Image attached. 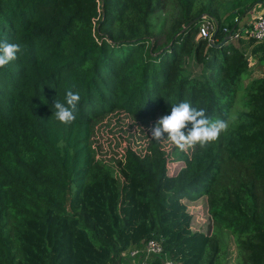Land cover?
<instances>
[{"label": "trees", "instance_id": "1", "mask_svg": "<svg viewBox=\"0 0 264 264\" xmlns=\"http://www.w3.org/2000/svg\"><path fill=\"white\" fill-rule=\"evenodd\" d=\"M172 1L157 44L165 0H0V39L22 45L0 68V264H264V43L230 37L248 7L220 19L214 0ZM68 90L81 101L65 126L52 106ZM184 101L228 130L190 156L125 149L119 183L93 159L94 119ZM150 239L159 255H123Z\"/></svg>", "mask_w": 264, "mask_h": 264}, {"label": "rangeland", "instance_id": "2", "mask_svg": "<svg viewBox=\"0 0 264 264\" xmlns=\"http://www.w3.org/2000/svg\"><path fill=\"white\" fill-rule=\"evenodd\" d=\"M258 5L257 3L252 4L251 0H214L213 8L216 17L223 19L230 12L241 8L245 9V7L250 9L244 12L246 14L250 13ZM175 12V3L172 0H165L164 7L152 17L155 25L153 40L157 44L164 42L161 30L167 27ZM248 61L250 67L254 68L255 60L251 57ZM255 72L256 76H260L263 74V68H257ZM241 78H243L241 82V86H243L246 81L244 76ZM164 115L163 112L157 110L146 117L140 118L121 110H114L94 119L90 124L89 136V148L93 159L111 172L119 183L120 176L117 170V163L122 159L124 150L131 149L136 154L143 155L147 151V145L151 139L148 132L149 126L153 125ZM159 145L163 154L168 155L170 159L173 158V151L177 148L171 142L165 139L159 142ZM194 150L189 149L184 152L190 156ZM180 165V161L176 162L175 160H169L167 163L169 171L176 170ZM198 205L199 203L195 206H189L188 211L195 215ZM206 221L207 218L199 212L195 225L201 227Z\"/></svg>", "mask_w": 264, "mask_h": 264}, {"label": "clouds", "instance_id": "3", "mask_svg": "<svg viewBox=\"0 0 264 264\" xmlns=\"http://www.w3.org/2000/svg\"><path fill=\"white\" fill-rule=\"evenodd\" d=\"M21 52L22 45L19 43L0 39V68L15 61ZM80 101L78 92L68 90L64 102L54 100V118L62 125H72L77 120ZM228 128L229 122L226 119H210L205 109L184 101L173 105L170 114L160 117L149 126L148 132L152 141L162 142L166 139L180 151H187L197 146L205 149L207 145L216 142Z\"/></svg>", "mask_w": 264, "mask_h": 264}, {"label": "built area", "instance_id": "4", "mask_svg": "<svg viewBox=\"0 0 264 264\" xmlns=\"http://www.w3.org/2000/svg\"><path fill=\"white\" fill-rule=\"evenodd\" d=\"M233 23L237 26L238 32L230 37L236 38L240 35L242 37L251 38L255 43H264V7L259 10H253L247 14L245 13L244 16L235 15ZM215 29L214 21L204 18L197 36L210 40ZM161 252L162 247L160 243L150 239L146 241L140 249L127 250L123 255L134 258V256L140 253L143 257L147 258L151 255H159ZM131 264H133V262H131ZM164 264L172 263L166 261Z\"/></svg>", "mask_w": 264, "mask_h": 264}, {"label": "crops", "instance_id": "5", "mask_svg": "<svg viewBox=\"0 0 264 264\" xmlns=\"http://www.w3.org/2000/svg\"><path fill=\"white\" fill-rule=\"evenodd\" d=\"M262 7H264V6L258 5V6H256V9L254 8V10L262 9Z\"/></svg>", "mask_w": 264, "mask_h": 264}]
</instances>
